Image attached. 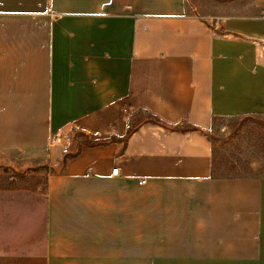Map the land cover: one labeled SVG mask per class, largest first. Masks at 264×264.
Returning <instances> with one entry per match:
<instances>
[{"label": "crops", "instance_id": "0c3cea01", "mask_svg": "<svg viewBox=\"0 0 264 264\" xmlns=\"http://www.w3.org/2000/svg\"><path fill=\"white\" fill-rule=\"evenodd\" d=\"M255 6L0 0V156L49 169L36 221L0 224V264H264V176L215 175L208 134L264 116ZM78 133L111 141L64 163Z\"/></svg>", "mask_w": 264, "mask_h": 264}, {"label": "rangeland", "instance_id": "374dc122", "mask_svg": "<svg viewBox=\"0 0 264 264\" xmlns=\"http://www.w3.org/2000/svg\"><path fill=\"white\" fill-rule=\"evenodd\" d=\"M187 6L191 13L203 16L262 12L256 8L255 0H187ZM208 134L215 175L264 176V116L219 118ZM77 140L83 138L80 136ZM78 147L76 143L72 144L70 153L76 152ZM48 170L25 161L17 153L0 156V224L12 223L21 214L30 217L32 223L36 221V205L41 202L36 189L45 188V176L35 173H47Z\"/></svg>", "mask_w": 264, "mask_h": 264}, {"label": "trees", "instance_id": "16d2710c", "mask_svg": "<svg viewBox=\"0 0 264 264\" xmlns=\"http://www.w3.org/2000/svg\"><path fill=\"white\" fill-rule=\"evenodd\" d=\"M154 122L156 123H159L165 127H169V128H173L172 126L170 125H167V124H164L163 122H161L160 120L158 119H154ZM77 136H81L83 138L82 141H78L77 139H75V142L76 144L79 146L77 151L76 152H68L64 155V163H66L70 158H72L73 156L77 155L80 151H81V147H82V144H85L87 146H95V145H98V144H104V143H107L109 141H111L110 139H98V140H93V139H90L87 135H85L84 133H78Z\"/></svg>", "mask_w": 264, "mask_h": 264}, {"label": "built area", "instance_id": "2783aa9c", "mask_svg": "<svg viewBox=\"0 0 264 264\" xmlns=\"http://www.w3.org/2000/svg\"><path fill=\"white\" fill-rule=\"evenodd\" d=\"M118 172H119V167H118V166H115V167L112 169V174H113V175H118ZM140 183H141V184H144V183H146V180H145V179H142V180L140 181Z\"/></svg>", "mask_w": 264, "mask_h": 264}]
</instances>
